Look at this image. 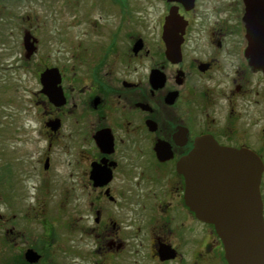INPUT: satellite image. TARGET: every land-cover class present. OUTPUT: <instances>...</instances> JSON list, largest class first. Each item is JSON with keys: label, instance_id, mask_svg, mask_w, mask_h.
I'll use <instances>...</instances> for the list:
<instances>
[{"label": "flooded vegetation", "instance_id": "flooded-vegetation-1", "mask_svg": "<svg viewBox=\"0 0 264 264\" xmlns=\"http://www.w3.org/2000/svg\"><path fill=\"white\" fill-rule=\"evenodd\" d=\"M66 6L75 32L56 49L30 25L7 35L21 39L6 68L28 106L0 127V149L12 151L0 166V262L227 264L187 207L177 164L206 139L264 168L257 0L250 58L244 0ZM263 184L264 169V220Z\"/></svg>", "mask_w": 264, "mask_h": 264}, {"label": "water", "instance_id": "water-1", "mask_svg": "<svg viewBox=\"0 0 264 264\" xmlns=\"http://www.w3.org/2000/svg\"><path fill=\"white\" fill-rule=\"evenodd\" d=\"M246 56L253 39L252 0H244ZM259 28L264 26L263 0H257ZM24 38V48L30 50ZM264 72V63L255 64ZM177 171L185 184V202L197 220L212 225L227 264H264V222L260 198L263 165L246 150L222 148L200 139L180 160ZM207 183L209 187H203Z\"/></svg>", "mask_w": 264, "mask_h": 264}, {"label": "rangeland", "instance_id": "rangeland-1", "mask_svg": "<svg viewBox=\"0 0 264 264\" xmlns=\"http://www.w3.org/2000/svg\"><path fill=\"white\" fill-rule=\"evenodd\" d=\"M67 3L68 0H0V27L3 31V36L0 38V127L12 123L17 126L24 117L23 109L18 105L28 106L25 102L26 97L15 86V74L19 72H10L6 68L9 59L18 51L16 46L21 40L7 38L9 31L16 32L22 28V25H30L40 37L42 48L49 45L52 49H56L61 41L73 39L75 32L72 22L74 15L72 8L66 6ZM66 34L68 36L63 37ZM14 94L15 102L12 99ZM1 147H4L3 142ZM10 152H12L10 148L7 151L0 149V166L1 161L5 159L4 156ZM51 254L53 255V252ZM53 258L56 264L75 262L72 256L57 253ZM0 264L8 263L2 259Z\"/></svg>", "mask_w": 264, "mask_h": 264}, {"label": "bare ground", "instance_id": "bare-ground-1", "mask_svg": "<svg viewBox=\"0 0 264 264\" xmlns=\"http://www.w3.org/2000/svg\"><path fill=\"white\" fill-rule=\"evenodd\" d=\"M203 187H209L207 183H202Z\"/></svg>", "mask_w": 264, "mask_h": 264}]
</instances>
